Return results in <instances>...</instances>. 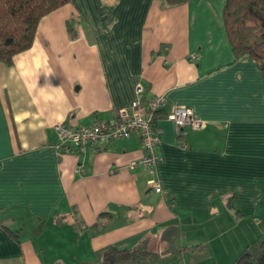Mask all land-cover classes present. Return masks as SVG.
Listing matches in <instances>:
<instances>
[{
	"label": "crops",
	"instance_id": "crops-1",
	"mask_svg": "<svg viewBox=\"0 0 264 264\" xmlns=\"http://www.w3.org/2000/svg\"><path fill=\"white\" fill-rule=\"evenodd\" d=\"M224 2L71 0L0 62V264H97L103 247L157 244L169 227L230 264L264 233L263 78L235 58ZM137 85L144 101L192 108L202 126L177 128L158 110L149 168L128 167L142 156L134 134L84 151L60 143L58 123L113 120Z\"/></svg>",
	"mask_w": 264,
	"mask_h": 264
},
{
	"label": "trees",
	"instance_id": "trees-1",
	"mask_svg": "<svg viewBox=\"0 0 264 264\" xmlns=\"http://www.w3.org/2000/svg\"><path fill=\"white\" fill-rule=\"evenodd\" d=\"M167 7L185 3L187 0H161ZM71 0H0V62L11 63L12 57L28 49L33 42L39 19L67 4ZM222 22L235 58L249 56L261 72L264 87V0H225ZM72 19L67 20L69 29ZM105 213H100L102 217ZM43 225L35 229L41 232ZM7 234L18 240L19 232L6 229ZM182 231L176 227L166 228L157 244L150 238L135 246L120 248L107 245L99 252L97 264H157L161 255L198 253L203 245H180ZM153 261H155L153 263ZM230 264H264V233L247 244Z\"/></svg>",
	"mask_w": 264,
	"mask_h": 264
},
{
	"label": "built area",
	"instance_id": "built-area-1",
	"mask_svg": "<svg viewBox=\"0 0 264 264\" xmlns=\"http://www.w3.org/2000/svg\"><path fill=\"white\" fill-rule=\"evenodd\" d=\"M196 54H191L190 59L195 60ZM143 87L137 85V98L127 108H120L113 120H98L91 125L74 127L65 122L55 126L58 139L62 144L74 145L78 151H84L90 144L110 143L117 139H126L137 135L142 145V156L130 161L128 167L134 169L143 165L147 168L153 166L158 160L157 145L160 131L155 126V113L163 107H168L166 117L177 128L190 127L199 129L203 122L194 113L192 108L180 105H168L163 95H157L144 101L142 98ZM79 167L77 172H82ZM152 182V181H151ZM156 191H160L155 186Z\"/></svg>",
	"mask_w": 264,
	"mask_h": 264
},
{
	"label": "rangeland",
	"instance_id": "rangeland-1",
	"mask_svg": "<svg viewBox=\"0 0 264 264\" xmlns=\"http://www.w3.org/2000/svg\"><path fill=\"white\" fill-rule=\"evenodd\" d=\"M187 241V240H186ZM186 241H178L180 245H187ZM166 253L167 255H161L160 259L158 260L157 264H217V261L213 258H208L209 256H200L198 253H192L191 255H187L184 257L183 255H178L174 253ZM155 261H153L154 263ZM229 260L223 261L222 264H229ZM51 264V263H50ZM146 264V263H145ZM156 264V263H155Z\"/></svg>",
	"mask_w": 264,
	"mask_h": 264
}]
</instances>
